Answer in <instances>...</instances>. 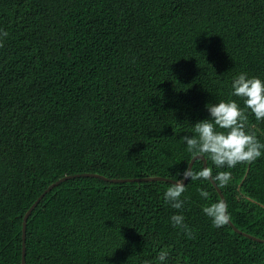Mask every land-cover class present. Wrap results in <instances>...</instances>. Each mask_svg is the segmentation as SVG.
I'll list each match as a JSON object with an SVG mask.
<instances>
[{"label": "trees", "instance_id": "trees-1", "mask_svg": "<svg viewBox=\"0 0 264 264\" xmlns=\"http://www.w3.org/2000/svg\"><path fill=\"white\" fill-rule=\"evenodd\" d=\"M0 30V264H22L26 212L74 174L29 217L26 264H264V243L242 233L264 240V155L206 159L231 173L233 226L203 212L222 200L211 181L188 179L182 209L164 202L206 105L244 108L233 79L264 81V0H0ZM246 114L264 143V120Z\"/></svg>", "mask_w": 264, "mask_h": 264}, {"label": "clouds", "instance_id": "clouds-1", "mask_svg": "<svg viewBox=\"0 0 264 264\" xmlns=\"http://www.w3.org/2000/svg\"><path fill=\"white\" fill-rule=\"evenodd\" d=\"M7 36L6 31L0 30V38ZM0 47H3L2 42ZM231 87V95L241 98L244 108L235 100L208 104L206 109L210 114L209 118L193 126L194 135L182 137L192 157L211 160L216 169H231L238 164H252L264 155V143H260L254 133L246 131L248 122L246 111H250L257 120H264V81L259 77H248L246 73H240L233 79ZM185 179L211 181L219 188H224L231 180V173L218 171L213 174L210 167H203L199 171L186 167L181 178L164 193V202L177 210L182 209L184 204L181 197L186 191ZM198 191L201 197L208 198L206 190ZM227 209V203L219 200L204 207L203 212L211 219L213 227L220 228L231 220ZM170 219L174 228L182 229L189 239L194 238L192 230L184 223L183 215L174 214ZM167 255V252L162 251L159 260L164 261Z\"/></svg>", "mask_w": 264, "mask_h": 264}, {"label": "water", "instance_id": "water-1", "mask_svg": "<svg viewBox=\"0 0 264 264\" xmlns=\"http://www.w3.org/2000/svg\"><path fill=\"white\" fill-rule=\"evenodd\" d=\"M197 158H201L202 160H204L205 162V167H207V161L206 159H203L202 157H197ZM197 158H193L190 163H189V167H193L195 161L197 160ZM80 174H74V175H66L64 176L63 178L59 179L57 182L51 184L46 190L45 192H43L40 197L34 202V204L30 207V209L26 212L25 216H24V223H23V239H24V242H23V257H22V264H26V246H25V238H26V227H27V221L29 219V217L31 216L33 210L37 207V205L41 202V200L44 198V196L49 192L51 191L53 188H55L56 186H58L60 183H62L63 181H66L68 180L69 178H72V177H76V176H79ZM83 175L85 176H90V177H95V178H98V179H103V180H111V181H114V182H121L120 179L118 178H107L105 176H103L102 174H94V173H91V172H86V173H83ZM125 180H129V179H125ZM139 181H153V180H167V178H164V177H148V178H143V179H138ZM173 183H175L176 180H171ZM188 181V179H185L184 180V184ZM214 186L216 187L217 191L219 192L220 194V197L222 200H225V197L221 191V189L215 185V183L213 182ZM231 223V225L233 226L232 222L229 221ZM234 229L238 232H242L240 231L239 229H237L236 227H234ZM244 235L256 240V241H259V242H262L264 243V240L262 239H259L257 237H254V236H251V235H248L244 232H242Z\"/></svg>", "mask_w": 264, "mask_h": 264}]
</instances>
